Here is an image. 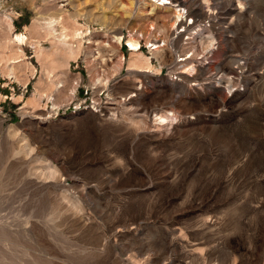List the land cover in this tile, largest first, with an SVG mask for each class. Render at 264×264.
<instances>
[{"label":"rangeland","instance_id":"1","mask_svg":"<svg viewBox=\"0 0 264 264\" xmlns=\"http://www.w3.org/2000/svg\"><path fill=\"white\" fill-rule=\"evenodd\" d=\"M122 1L0 0V264H264V0Z\"/></svg>","mask_w":264,"mask_h":264},{"label":"bare ground","instance_id":"2","mask_svg":"<svg viewBox=\"0 0 264 264\" xmlns=\"http://www.w3.org/2000/svg\"><path fill=\"white\" fill-rule=\"evenodd\" d=\"M172 3H173L172 0H148V1L144 0L142 3V6H140L139 8L137 7V8L140 11H142L143 13H146L147 16H154L158 19V18L166 17L164 14L159 13V9H161V8H165L166 10L170 9L173 6ZM135 6H136V4L134 3V1H132V3L129 5V4H126L125 2H123L122 0H119V4H118L119 9H118V11H116V10L115 11L116 12L121 11L123 14H125V16L127 15V16L131 17L132 15L135 14ZM136 12H138V11H136ZM64 13H65V11H62L59 14V17H57L54 21H52L55 23H54V25H51V26L54 27L55 31H57L58 29H56V27L59 25V40L58 41H59L60 48L62 50L63 65L66 66L69 63V58L74 56V54H76V53H80V50H81V48L78 47L77 45H74V43L71 40H75V41H77V43H79L81 45L83 43V40L85 39L86 35H83L84 32H81L79 30L68 32V30L70 28V24H68V20H65ZM193 13H196V11H194ZM183 15H184L183 8L178 9L177 12L174 13L173 22L170 24V27L175 26L179 21H182ZM72 16L75 18L74 15H72ZM153 28H155V27L152 26L151 29H153ZM150 34L151 33H149V35ZM15 35H16L14 38L15 41H17L21 45H24L25 44V39H24L25 36L23 37L19 33L15 34ZM143 36H145L144 33H143ZM139 40H140L139 35L131 33V36L128 39V42L130 45V49L133 50L134 53L138 52L139 50L142 49V48H140V44H139L140 41ZM170 42H171V40L166 39V38L163 39V44H159L157 42V39L156 40H153V39L150 40V38L146 39V43H150V46H151L150 50L153 51L152 54L159 52L160 50L163 49L164 46L169 45ZM141 57H143L147 61V63H149V64L151 63L150 59L148 57H146L145 55H142ZM122 60H124V57L122 58ZM160 116H161V119L165 118L162 115H160Z\"/></svg>","mask_w":264,"mask_h":264}]
</instances>
